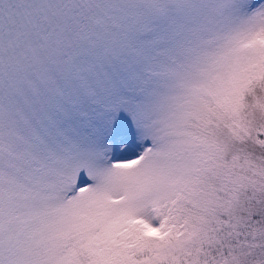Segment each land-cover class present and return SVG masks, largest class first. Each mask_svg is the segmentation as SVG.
<instances>
[{"label":"snow or ice","instance_id":"6c2138e0","mask_svg":"<svg viewBox=\"0 0 264 264\" xmlns=\"http://www.w3.org/2000/svg\"><path fill=\"white\" fill-rule=\"evenodd\" d=\"M0 264H264V0H0Z\"/></svg>","mask_w":264,"mask_h":264}]
</instances>
